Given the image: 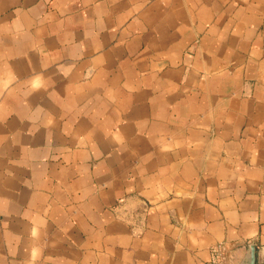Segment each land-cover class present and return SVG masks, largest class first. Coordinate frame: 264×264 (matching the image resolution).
<instances>
[{"label":"crops","instance_id":"1","mask_svg":"<svg viewBox=\"0 0 264 264\" xmlns=\"http://www.w3.org/2000/svg\"><path fill=\"white\" fill-rule=\"evenodd\" d=\"M264 264V0H0V264Z\"/></svg>","mask_w":264,"mask_h":264},{"label":"built area","instance_id":"2","mask_svg":"<svg viewBox=\"0 0 264 264\" xmlns=\"http://www.w3.org/2000/svg\"><path fill=\"white\" fill-rule=\"evenodd\" d=\"M232 251L226 242H218L210 248L206 264H233Z\"/></svg>","mask_w":264,"mask_h":264},{"label":"water","instance_id":"3","mask_svg":"<svg viewBox=\"0 0 264 264\" xmlns=\"http://www.w3.org/2000/svg\"><path fill=\"white\" fill-rule=\"evenodd\" d=\"M256 263V256H255V249L251 247V254L247 264H255Z\"/></svg>","mask_w":264,"mask_h":264}]
</instances>
